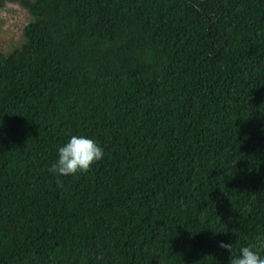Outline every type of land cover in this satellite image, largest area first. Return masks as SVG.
I'll return each instance as SVG.
<instances>
[{
    "label": "trees",
    "instance_id": "1",
    "mask_svg": "<svg viewBox=\"0 0 264 264\" xmlns=\"http://www.w3.org/2000/svg\"><path fill=\"white\" fill-rule=\"evenodd\" d=\"M11 1L30 19L0 50V264L264 256V0ZM71 135L103 159L50 173Z\"/></svg>",
    "mask_w": 264,
    "mask_h": 264
},
{
    "label": "clouds",
    "instance_id": "2",
    "mask_svg": "<svg viewBox=\"0 0 264 264\" xmlns=\"http://www.w3.org/2000/svg\"><path fill=\"white\" fill-rule=\"evenodd\" d=\"M103 155L102 147L95 140L84 135H71L58 149V159L50 166L49 172L57 176L87 172L95 162L103 159ZM219 247L230 253V264H264V256L254 250V246L240 247L235 255L232 242H221Z\"/></svg>",
    "mask_w": 264,
    "mask_h": 264
},
{
    "label": "rangeland",
    "instance_id": "3",
    "mask_svg": "<svg viewBox=\"0 0 264 264\" xmlns=\"http://www.w3.org/2000/svg\"><path fill=\"white\" fill-rule=\"evenodd\" d=\"M30 14L18 6L11 8V12L0 17V50L10 51L22 42L23 29L29 22Z\"/></svg>",
    "mask_w": 264,
    "mask_h": 264
},
{
    "label": "flooded vegetation",
    "instance_id": "4",
    "mask_svg": "<svg viewBox=\"0 0 264 264\" xmlns=\"http://www.w3.org/2000/svg\"><path fill=\"white\" fill-rule=\"evenodd\" d=\"M14 6L22 7L27 11L28 14H30L28 9L21 3L11 0H3V4L0 6V17H2L4 14L7 15L8 13H10L11 8H13Z\"/></svg>",
    "mask_w": 264,
    "mask_h": 264
}]
</instances>
